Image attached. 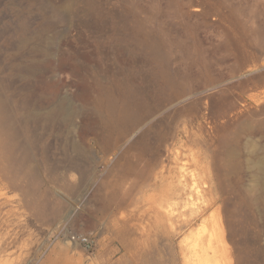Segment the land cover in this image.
<instances>
[{"label": "rangeland", "instance_id": "rangeland-1", "mask_svg": "<svg viewBox=\"0 0 264 264\" xmlns=\"http://www.w3.org/2000/svg\"><path fill=\"white\" fill-rule=\"evenodd\" d=\"M2 120L0 264H264V0H0Z\"/></svg>", "mask_w": 264, "mask_h": 264}, {"label": "bare ground", "instance_id": "bare-ground-1", "mask_svg": "<svg viewBox=\"0 0 264 264\" xmlns=\"http://www.w3.org/2000/svg\"><path fill=\"white\" fill-rule=\"evenodd\" d=\"M2 122H3V120H2L0 123L2 124ZM4 122H5V124H6L7 121H4ZM3 124H4V123H3ZM5 124H4V125H5ZM4 128H5V127H4ZM6 128L8 129L9 126L6 125ZM0 129H1V128H0ZM11 131H12V130H11ZM11 131H10V132H11ZM11 133H12V132H11ZM13 133H14V131H13ZM4 135H5V134H4ZM9 135L12 136V134H9ZM14 137H15V136H14ZM7 139H8V138H7ZM8 140H9V139H8ZM9 141H10V140H9ZM9 141H8V142H9ZM3 142H4V141H3ZM8 142H7V143H8ZM9 143H10V142H9ZM14 145H15V144H14ZM12 147H13V146H11V148H12ZM0 151H1V150H0ZM3 151H4V150H3ZM7 151H8V150H7ZM11 151H12V150H11ZM6 153H7V152H6ZM25 153H26V152H25ZM9 154H10V153H9ZM28 154H29V153H28ZM12 155H13V157H14V154H12ZM25 155H26V156H25L24 158L26 159V158H27V153H26ZM5 156H6V155H5ZM28 156H29V155H28ZM3 157H4V156H3ZM16 157H17V156H16ZM9 158H10V157H9ZM15 159H16V158H15ZM22 159H23V158H22ZM27 159H28V158H27ZM31 159H32V158H31ZM5 160H8V158H7V159L5 158ZM10 160H12V159H10ZM10 160H9V161H10ZM13 161H14V160H13ZM19 161H20V160H19ZM25 161H26V160H25ZM22 162H23V161H22ZM22 162H21V163H22ZM5 163H6V162H5ZM10 163H12V161H11ZM25 163H26V162H25ZM7 164H8V163H7ZM13 166H15V165H12V166L10 165L11 168H12ZM1 167H2V166H1ZM16 167H18V166H16ZM19 168H20V166H19ZM8 169H10L9 166H8ZM14 169H16V168L13 167V171H14ZM24 169H25V168H24ZM24 169H23V171H24ZM28 169H29V168H28ZM30 169H32V167H31ZM30 169H29V170H30ZM10 170H11V169H10ZM10 170H9V171H10ZM17 170H19V169H17ZM30 171H32V170H30ZM2 172H3V171H2ZM28 172H29V171H28ZM28 172L25 170V171L22 172V173H23L24 175H28ZM32 172H33V171H32ZM32 172H31V173H32ZM8 173H9V172H8ZM14 173H15V172H14ZM18 173H20V172H18ZM29 173H30V172H29ZM12 174H13V173H12ZM15 174H16V173H15ZM20 174H21V173H20ZM6 175H7V174H6ZM9 175H10V174H9ZM9 175H8V176H9ZM30 176H31V175H30ZM33 176H34V175H33ZM35 177H36V176H35ZM32 178H33V177H32ZM35 208H36V207H35ZM35 210H36V209H35ZM36 212H38V211L36 210ZM39 220H40V219H39ZM185 260H186V259H185ZM189 260H190V259H189ZM189 260H188V261H189ZM188 261H185L184 264H186V263L189 264ZM193 263H194V262H193Z\"/></svg>", "mask_w": 264, "mask_h": 264}, {"label": "built area", "instance_id": "built-area-1", "mask_svg": "<svg viewBox=\"0 0 264 264\" xmlns=\"http://www.w3.org/2000/svg\"><path fill=\"white\" fill-rule=\"evenodd\" d=\"M79 240H80L82 243H85V244H89V243H90L89 239H87L86 237H81Z\"/></svg>", "mask_w": 264, "mask_h": 264}]
</instances>
